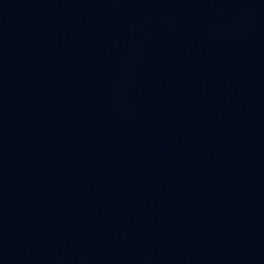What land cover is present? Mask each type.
<instances>
[{
  "label": "water",
  "instance_id": "1",
  "mask_svg": "<svg viewBox=\"0 0 264 264\" xmlns=\"http://www.w3.org/2000/svg\"><path fill=\"white\" fill-rule=\"evenodd\" d=\"M0 264H264V0H0Z\"/></svg>",
  "mask_w": 264,
  "mask_h": 264
}]
</instances>
